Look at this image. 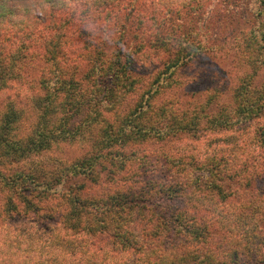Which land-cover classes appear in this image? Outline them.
<instances>
[{"label":"trees","instance_id":"1","mask_svg":"<svg viewBox=\"0 0 264 264\" xmlns=\"http://www.w3.org/2000/svg\"><path fill=\"white\" fill-rule=\"evenodd\" d=\"M10 1L0 0V264H264V77L253 83L264 48L252 49L264 42V0H220L241 3L222 14L258 26L240 31L245 71L214 107L157 100L218 50L175 23L217 0ZM78 44L87 55L74 60ZM217 131L230 135L208 151L160 145ZM87 135L84 155L54 154ZM149 144L155 158L139 152Z\"/></svg>","mask_w":264,"mask_h":264},{"label":"rangeland","instance_id":"2","mask_svg":"<svg viewBox=\"0 0 264 264\" xmlns=\"http://www.w3.org/2000/svg\"><path fill=\"white\" fill-rule=\"evenodd\" d=\"M9 2H11L9 0ZM243 3V0H241ZM224 4L223 1L217 0L216 3L208 2L206 7L203 9L206 10L203 12L198 20H192L183 18L181 21H176V26L180 24L181 32L186 33L193 29H200L202 34V40L206 41L209 46L218 48L215 52H208L191 62L186 67L180 70L181 76V88L172 92H168L161 98L157 100L159 103L161 100L169 98V102H175L174 106H179V102L189 103V102H201L203 101H212L211 106L216 104H227L230 99V94L235 88L238 79L245 71L246 61L244 55L243 39L240 36V31L244 29L250 30L253 27H257L258 23H250L246 25L245 22L239 17V14L230 16L229 14H222V11L225 12L227 9L236 10L239 5V1L235 3ZM10 5L13 6L12 2ZM206 8V9H205ZM203 10H201L202 12ZM200 12V13H201ZM221 12V13H220ZM227 13V12H226ZM64 15V14H63ZM182 22V23H181ZM259 22V21H258ZM104 25L98 24L95 28L94 38L101 42L103 39H106V32H102ZM166 29L169 31L168 24L165 25ZM92 28V24H88L86 31ZM105 28V27H104ZM245 32V31H244ZM78 49L75 47V54L72 56L74 60L81 55L86 56L80 47L81 44H78ZM257 50L255 47L253 49L254 56L259 54L260 48H264V42H257ZM110 50V49H108ZM113 50V49H112ZM111 52V51H110ZM259 57V56H258ZM75 62V61H72ZM153 67L149 68L147 76L152 74ZM76 72L75 70H71ZM84 71V70H83ZM258 77L255 78L253 82L255 85L260 86L261 81L264 77V68H258ZM82 73V72H81ZM78 74L76 77H79ZM214 96V97H213ZM22 105L26 104L28 107L29 102L22 100ZM173 104V103H172ZM32 104H30L31 108ZM19 132H23L28 129L29 126L22 124ZM22 135V134H21ZM230 135L228 132L217 131V132H198L196 134H184L178 135L170 138L167 143L160 144L163 149L166 151L173 150L174 152L180 154L184 150H210V147L218 148L222 144V139H227V136ZM239 135L238 132L234 133L233 136ZM230 142L234 141L229 139ZM89 135L85 136L82 140L78 139L72 143H62L54 146V154L58 158H69L75 159L81 155H84L89 151ZM160 146L158 145H143L139 149V152L143 155H147L150 158H155L159 153ZM53 154V153H51ZM53 154V155H54ZM50 155V159L55 158L56 156ZM47 154L44 156V162H47ZM259 185L264 183V179L259 180Z\"/></svg>","mask_w":264,"mask_h":264}]
</instances>
